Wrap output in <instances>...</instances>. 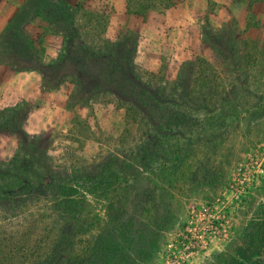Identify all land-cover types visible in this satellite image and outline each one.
Wrapping results in <instances>:
<instances>
[{
    "label": "rangeland",
    "instance_id": "obj_1",
    "mask_svg": "<svg viewBox=\"0 0 264 264\" xmlns=\"http://www.w3.org/2000/svg\"><path fill=\"white\" fill-rule=\"evenodd\" d=\"M125 1L119 13L117 0H0L20 6L0 63L37 72L43 89L0 110V235L21 239L53 217L101 264H264V183L247 188L264 165V19L234 14L237 1L264 0H129L152 4L146 16ZM185 2L200 44L182 43L181 26L160 51L149 15ZM80 32L117 43L136 69ZM48 37L61 38L56 58Z\"/></svg>",
    "mask_w": 264,
    "mask_h": 264
},
{
    "label": "crops",
    "instance_id": "obj_2",
    "mask_svg": "<svg viewBox=\"0 0 264 264\" xmlns=\"http://www.w3.org/2000/svg\"><path fill=\"white\" fill-rule=\"evenodd\" d=\"M205 1L207 3V0ZM212 2L219 3L223 6L224 5L230 6L233 0H212ZM239 2H241V4H239L237 1V6L243 5V8H238L236 10L233 9V11L235 10L234 13L235 15H238V13L240 12L241 13L240 15L242 16V11L246 7H248L249 9H251V12L257 17L258 20L264 19V2L256 3L252 5L249 4L250 2H245V1H239ZM125 6H126L125 0H117L116 9L120 10L118 11L119 13L125 11ZM19 7L20 6L15 3H8L2 5L0 3V32L8 27V25L11 23L13 18L19 12ZM206 7L207 5L205 4L201 5L202 10L203 9L205 10ZM184 10L187 13L186 21L185 19H183L182 21L176 20V14ZM173 12L174 14H172ZM194 12H196L195 8L191 7L189 2L188 3L185 2V4L180 3V5H177L175 9L171 11H167V13H165V16H162L163 18L162 20L156 21V16L149 15V21L147 22V25L150 26L152 25L154 26V28L158 33L161 32V36L155 38L156 46H158V49L160 51L166 50V46H167L166 44L168 42L166 34L173 33L175 29L179 30L181 26L182 27L186 26L184 31L187 34V37L185 38L186 41H183V38H181L182 43H186L190 45L191 43L190 40L188 39H191V41H193L197 45L200 44L199 33L194 30L196 28L194 27L195 23L192 24V21H195ZM220 13L222 19L224 17L223 15L224 12L221 11ZM228 18L229 15L227 18L222 19V21L228 22L229 21ZM242 21H245V19H243ZM128 26L134 27V25L132 26L130 22ZM144 27H146V25H144ZM60 45H61V38L48 37L46 43V46H48L46 55L50 56L51 58H56L58 56V53H60V49H61ZM164 45L166 46L163 47ZM42 92L43 89H42L41 76L37 72H27L21 69L15 70L9 67L8 65H6L5 63H0V110L10 106H16L19 102H23V101L30 103L31 101L37 100ZM47 98L49 99V97ZM42 106L45 107V104ZM40 107L36 106V110H37L36 112L33 113L29 112L26 115L22 123L25 129L29 130L31 126L30 122L32 120L34 113H39V114L42 113L41 111H39Z\"/></svg>",
    "mask_w": 264,
    "mask_h": 264
},
{
    "label": "trees",
    "instance_id": "obj_3",
    "mask_svg": "<svg viewBox=\"0 0 264 264\" xmlns=\"http://www.w3.org/2000/svg\"><path fill=\"white\" fill-rule=\"evenodd\" d=\"M209 1V3L212 2V0ZM129 2L130 1L127 0V13L129 14L146 16L148 10L153 8L152 4H150L149 7H144L142 10L140 8L138 11H131ZM175 5V2L172 4L168 3L164 11L169 10ZM81 33L82 32H80L81 43L91 49L92 52L99 49L104 52L110 45L112 46L110 52L116 57V61L119 64L131 70L136 69L133 58L128 59L125 56L121 57L119 54L120 47H115L117 43L109 44L104 40L101 42L102 44H96L90 42L85 36H82ZM23 133L21 129V134ZM17 174L18 173L12 176L18 178ZM29 203L30 202L27 201L25 205L28 206ZM46 219L40 218L36 221L38 232L34 230V224V226L29 228V233L25 234L21 239L12 236L3 237L0 235V264H60L63 260L67 261L68 264H101L100 261L99 263L94 261V256L98 255V251L92 252L91 250L77 249L76 240L73 235L71 233L69 234L65 229L62 231V221L60 222L53 217H47ZM98 249L99 247L97 250Z\"/></svg>",
    "mask_w": 264,
    "mask_h": 264
},
{
    "label": "built area",
    "instance_id": "obj_4",
    "mask_svg": "<svg viewBox=\"0 0 264 264\" xmlns=\"http://www.w3.org/2000/svg\"><path fill=\"white\" fill-rule=\"evenodd\" d=\"M249 173H250L249 174L250 177L247 179V181H248L247 188L248 189L260 187L264 183V165L258 166L257 170H255L254 172H249ZM196 223H199L198 226L202 227L203 229L205 228V224L202 223L203 224L202 225V224H200L201 222H197V221H196ZM198 226H196V228ZM207 229H209L211 231V235H215L218 232L220 233L219 227H217V223H215V221H213V220H211V225L208 226Z\"/></svg>",
    "mask_w": 264,
    "mask_h": 264
}]
</instances>
